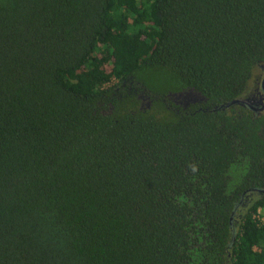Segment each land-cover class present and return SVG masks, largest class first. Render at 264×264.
Listing matches in <instances>:
<instances>
[{"label":"trees","instance_id":"1","mask_svg":"<svg viewBox=\"0 0 264 264\" xmlns=\"http://www.w3.org/2000/svg\"><path fill=\"white\" fill-rule=\"evenodd\" d=\"M262 67L264 0H0V264H264Z\"/></svg>","mask_w":264,"mask_h":264},{"label":"water","instance_id":"2","mask_svg":"<svg viewBox=\"0 0 264 264\" xmlns=\"http://www.w3.org/2000/svg\"><path fill=\"white\" fill-rule=\"evenodd\" d=\"M172 98L176 104H179L183 108H186L187 106H189L191 104L206 101V99L203 96H201V94H199L197 92H193L191 90L187 91V92H181L178 94H174V95H172ZM235 104L240 105V106H244V105H247L248 107L250 106V102L248 99L235 100L228 105H235ZM259 105H262V102H259ZM254 110H255V108H254ZM262 193L264 194V190L262 191Z\"/></svg>","mask_w":264,"mask_h":264},{"label":"flooded vegetation","instance_id":"3","mask_svg":"<svg viewBox=\"0 0 264 264\" xmlns=\"http://www.w3.org/2000/svg\"><path fill=\"white\" fill-rule=\"evenodd\" d=\"M246 99L249 100V109L253 113H256L258 115L264 113V67H262L259 76L255 82V88ZM259 102H262V105H259Z\"/></svg>","mask_w":264,"mask_h":264}]
</instances>
